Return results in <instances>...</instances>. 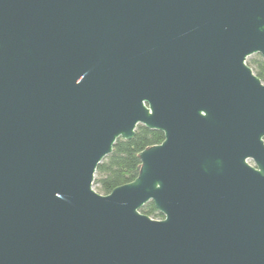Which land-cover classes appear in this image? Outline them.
Instances as JSON below:
<instances>
[{
    "label": "water",
    "instance_id": "95a60500",
    "mask_svg": "<svg viewBox=\"0 0 264 264\" xmlns=\"http://www.w3.org/2000/svg\"><path fill=\"white\" fill-rule=\"evenodd\" d=\"M253 54L264 0H0V264H264ZM139 124L163 141L97 193Z\"/></svg>",
    "mask_w": 264,
    "mask_h": 264
},
{
    "label": "trees",
    "instance_id": "16d2710c",
    "mask_svg": "<svg viewBox=\"0 0 264 264\" xmlns=\"http://www.w3.org/2000/svg\"><path fill=\"white\" fill-rule=\"evenodd\" d=\"M247 65L264 84V59L260 54H253L246 60ZM164 134L159 130L148 129L137 125L131 139H117L111 153L97 166L94 179V190L106 195L117 186L133 181L139 173V153L152 145L163 141ZM153 219H162L163 215L157 211L153 202L144 204L140 210Z\"/></svg>",
    "mask_w": 264,
    "mask_h": 264
}]
</instances>
